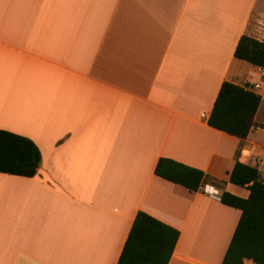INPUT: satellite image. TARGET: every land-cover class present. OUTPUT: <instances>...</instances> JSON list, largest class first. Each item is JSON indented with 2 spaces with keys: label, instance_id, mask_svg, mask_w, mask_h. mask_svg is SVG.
I'll list each match as a JSON object with an SVG mask.
<instances>
[{
  "label": "crops",
  "instance_id": "1",
  "mask_svg": "<svg viewBox=\"0 0 264 264\" xmlns=\"http://www.w3.org/2000/svg\"><path fill=\"white\" fill-rule=\"evenodd\" d=\"M243 35L264 0H0V130L41 154L0 173V264H117L138 212L178 230L168 264H221L240 211L219 194L247 198L229 174L264 160L262 103L243 140L207 125L223 82L259 79ZM160 158L223 185L190 193Z\"/></svg>",
  "mask_w": 264,
  "mask_h": 264
},
{
  "label": "trees",
  "instance_id": "2",
  "mask_svg": "<svg viewBox=\"0 0 264 264\" xmlns=\"http://www.w3.org/2000/svg\"><path fill=\"white\" fill-rule=\"evenodd\" d=\"M237 60L253 67L264 68V37L257 41L243 35L234 51ZM260 99L249 91L248 85L240 87L223 82L214 101L207 125L215 130L245 139L255 126L254 116ZM41 154L28 138L0 130V173L24 178L37 174ZM154 175L172 184L185 188L190 193L198 192L205 183L222 187L202 171L176 161L158 159ZM229 183L245 188L247 198H240L226 191L219 194L220 203L240 211V217L221 264H264V177L256 166L236 160ZM179 238L178 230L161 221L138 212L134 218L117 264H168Z\"/></svg>",
  "mask_w": 264,
  "mask_h": 264
},
{
  "label": "built area",
  "instance_id": "3",
  "mask_svg": "<svg viewBox=\"0 0 264 264\" xmlns=\"http://www.w3.org/2000/svg\"><path fill=\"white\" fill-rule=\"evenodd\" d=\"M259 79L248 85L249 91L259 97L260 102H264V68H258ZM255 166L258 168L262 176L264 177V160L258 159L255 161ZM207 193V190H204ZM215 196V194H211Z\"/></svg>",
  "mask_w": 264,
  "mask_h": 264
},
{
  "label": "rangeland",
  "instance_id": "4",
  "mask_svg": "<svg viewBox=\"0 0 264 264\" xmlns=\"http://www.w3.org/2000/svg\"><path fill=\"white\" fill-rule=\"evenodd\" d=\"M262 105H263V109H262L263 113L260 114V118L262 121H264V102H262ZM262 124H264V123H262ZM262 139L264 140V131L262 132Z\"/></svg>",
  "mask_w": 264,
  "mask_h": 264
}]
</instances>
